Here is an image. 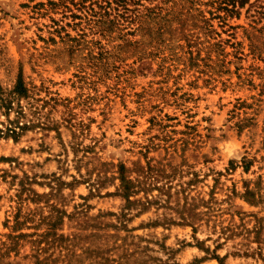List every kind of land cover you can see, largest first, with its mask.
Returning a JSON list of instances; mask_svg holds the SVG:
<instances>
[{
    "label": "rangeland",
    "instance_id": "374dc122",
    "mask_svg": "<svg viewBox=\"0 0 264 264\" xmlns=\"http://www.w3.org/2000/svg\"><path fill=\"white\" fill-rule=\"evenodd\" d=\"M0 96V264H264V0H0Z\"/></svg>",
    "mask_w": 264,
    "mask_h": 264
},
{
    "label": "trees",
    "instance_id": "16d2710c",
    "mask_svg": "<svg viewBox=\"0 0 264 264\" xmlns=\"http://www.w3.org/2000/svg\"><path fill=\"white\" fill-rule=\"evenodd\" d=\"M11 93L16 97H27L28 96V88L25 85L22 76H19L14 88L12 89ZM0 106L2 107H11V100L7 99L6 97L0 96ZM19 114H23V110H18ZM11 131L14 132V134H17L14 128H10ZM0 132H3V130L0 128Z\"/></svg>",
    "mask_w": 264,
    "mask_h": 264
}]
</instances>
